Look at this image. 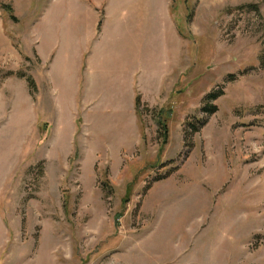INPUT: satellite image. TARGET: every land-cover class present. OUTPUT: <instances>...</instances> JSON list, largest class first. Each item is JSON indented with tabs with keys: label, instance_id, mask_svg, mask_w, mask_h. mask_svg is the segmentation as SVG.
<instances>
[{
	"label": "rangeland",
	"instance_id": "rangeland-1",
	"mask_svg": "<svg viewBox=\"0 0 264 264\" xmlns=\"http://www.w3.org/2000/svg\"><path fill=\"white\" fill-rule=\"evenodd\" d=\"M0 264H264V0H0Z\"/></svg>",
	"mask_w": 264,
	"mask_h": 264
},
{
	"label": "trees",
	"instance_id": "trees-1",
	"mask_svg": "<svg viewBox=\"0 0 264 264\" xmlns=\"http://www.w3.org/2000/svg\"><path fill=\"white\" fill-rule=\"evenodd\" d=\"M8 12H10V8L8 7ZM139 96L136 97L135 99V109L137 112H139ZM208 112H211V111H208Z\"/></svg>",
	"mask_w": 264,
	"mask_h": 264
},
{
	"label": "crops",
	"instance_id": "crops-1",
	"mask_svg": "<svg viewBox=\"0 0 264 264\" xmlns=\"http://www.w3.org/2000/svg\"><path fill=\"white\" fill-rule=\"evenodd\" d=\"M96 37H97L96 35H92V34H91V36H89V38H88V41L91 40V39H95ZM81 54H82V53H81ZM82 56H83V55H82ZM82 56H81V58L79 59V60H81V61H82ZM78 63H79V62H78ZM86 63L88 64V60H86ZM87 64H86V65H87ZM81 69H82V68L79 67V71H81ZM163 77H164V76H163ZM163 77H162V78H163Z\"/></svg>",
	"mask_w": 264,
	"mask_h": 264
}]
</instances>
